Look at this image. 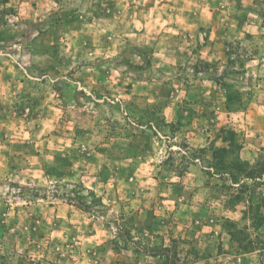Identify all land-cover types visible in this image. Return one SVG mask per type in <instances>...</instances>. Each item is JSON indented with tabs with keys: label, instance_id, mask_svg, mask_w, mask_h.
<instances>
[{
	"label": "rangeland",
	"instance_id": "374dc122",
	"mask_svg": "<svg viewBox=\"0 0 264 264\" xmlns=\"http://www.w3.org/2000/svg\"><path fill=\"white\" fill-rule=\"evenodd\" d=\"M262 79L264 0H0V264H245Z\"/></svg>",
	"mask_w": 264,
	"mask_h": 264
},
{
	"label": "crops",
	"instance_id": "0c3cea01",
	"mask_svg": "<svg viewBox=\"0 0 264 264\" xmlns=\"http://www.w3.org/2000/svg\"><path fill=\"white\" fill-rule=\"evenodd\" d=\"M248 5H245V9ZM202 11L205 12L204 18L205 22L211 24V17L212 13L210 9H202ZM199 11H195V16L197 18L199 17ZM211 26V25H208ZM247 27H245V32H247ZM261 82H264V79L261 80ZM259 87V88H258ZM241 130L245 132V153L247 156H245V159L250 160L251 157L248 156L249 150L247 148L255 149L258 146H264V88H260V85H257L256 93L254 98L249 102L247 107L245 108V121L239 123L237 125ZM244 148H242L243 150ZM245 154V155H246ZM3 162V160H2ZM4 170V166L2 167ZM3 176V172L1 170L0 178ZM218 179H227L228 175L227 174H220L217 176ZM260 228L257 230V232H264V220L260 224ZM221 234L225 235L226 240L224 243L225 248H228L229 245H231L234 242V239L232 238L231 234L228 232H224L223 229H220ZM218 234V233H216ZM205 238V237H204ZM223 250V249H222ZM210 251V250H209ZM258 252H264V248L261 249H254L253 251L245 252V253H240L236 254L235 257L236 259L242 261L245 260V264H253L255 263L258 259H256V254ZM211 255H207L209 257V260H212L214 258L217 259V261L223 260L222 264H231V258L232 255L229 254V252L222 251L221 253H217L211 250L210 251ZM260 258V257H258ZM201 261H205L207 259H200ZM202 261L201 264H204Z\"/></svg>",
	"mask_w": 264,
	"mask_h": 264
},
{
	"label": "trees",
	"instance_id": "16d2710c",
	"mask_svg": "<svg viewBox=\"0 0 264 264\" xmlns=\"http://www.w3.org/2000/svg\"><path fill=\"white\" fill-rule=\"evenodd\" d=\"M231 100V99H230ZM227 107H228V103H227ZM227 174L228 175V178H229V181H235V177H233V176H231V175H229L228 173H225V172H222L221 174ZM247 176H249L248 174H246ZM84 202H82V204H83ZM85 204V203H84ZM97 205H100V203H97ZM84 206H86V205H84ZM231 236H232V238H233V235L231 234Z\"/></svg>",
	"mask_w": 264,
	"mask_h": 264
}]
</instances>
